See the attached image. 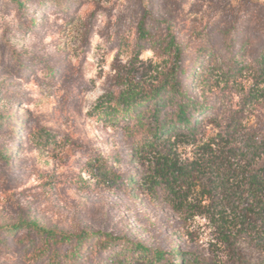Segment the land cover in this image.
Here are the masks:
<instances>
[{"label":"rangeland","instance_id":"obj_1","mask_svg":"<svg viewBox=\"0 0 264 264\" xmlns=\"http://www.w3.org/2000/svg\"><path fill=\"white\" fill-rule=\"evenodd\" d=\"M141 23L158 45L138 41ZM176 45L183 79L196 80L186 87L205 108L194 134L164 132L153 148L135 141L133 117L119 113L115 123L101 112L130 92L127 83L160 85ZM44 63L54 75L44 74ZM6 150L0 239L35 222L177 248L186 264H264L262 197L249 185L264 165V0H0ZM4 241L0 264H47ZM122 248H84L71 264H145Z\"/></svg>","mask_w":264,"mask_h":264},{"label":"trees","instance_id":"obj_2","mask_svg":"<svg viewBox=\"0 0 264 264\" xmlns=\"http://www.w3.org/2000/svg\"><path fill=\"white\" fill-rule=\"evenodd\" d=\"M137 34L138 41L149 47H154V45L160 43L154 31L149 30L144 23L139 24ZM169 39V44L171 43L172 46L176 44L174 37L169 36ZM168 48L170 52L174 49L171 70L169 71L171 73L170 76L172 74L174 76L172 80H169L170 76L165 77L160 85L146 91H144L146 88L143 86L137 89L131 86V83H127L130 92L118 94L115 98L116 106L111 111L101 112L104 115H114L112 119L115 123L118 119V116L115 115L119 113L123 117H133L132 133H134L135 141L142 142L143 145L153 148L158 146L159 138L164 132L170 133L184 130L189 135L194 134L198 127L196 115L205 108L196 102L186 87L189 80V85H193L196 80H194V74L183 79L185 66H182L183 54L181 46L176 45ZM42 70L46 76L54 75L56 72V68H51L50 65L45 63ZM7 152V150L4 153L0 152L1 162L6 164V166L11 162V155H8ZM132 153L131 150L129 154L131 155ZM255 173L257 174L252 176L249 185L262 197V200L258 201L257 204L256 211L258 215L256 217L261 219V222H264V165L258 168ZM252 224L254 225L255 223ZM22 230L24 232L21 235H16L18 231ZM5 238H10L14 243L20 245L24 244L26 248L39 253L37 257L43 256L42 260H46L47 264H61V260L67 261L68 259L67 262L71 264L84 248L98 252L107 251L120 245L124 246L122 249H128L129 259L141 257L144 259L143 262L145 264H186L187 261L182 258L177 248H171L167 252L157 249L152 250L139 244H132L108 233L82 232L69 234L41 227L35 222L21 223L3 230V238L0 239V244H5ZM66 244H72V247L67 253L63 254L60 248ZM123 260L128 262V258Z\"/></svg>","mask_w":264,"mask_h":264}]
</instances>
